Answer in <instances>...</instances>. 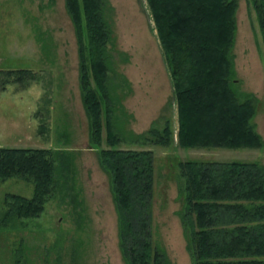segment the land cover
Wrapping results in <instances>:
<instances>
[{"label": "rangeland", "instance_id": "374dc122", "mask_svg": "<svg viewBox=\"0 0 264 264\" xmlns=\"http://www.w3.org/2000/svg\"><path fill=\"white\" fill-rule=\"evenodd\" d=\"M104 1L111 34L106 98L114 106L116 132L125 136L118 145L154 148L153 235L172 264H192L180 215L178 161L264 163V45L258 15L249 0H237L233 52L238 91L256 97L253 120L262 146L184 148L173 81L147 0ZM76 34L66 0H0L2 76L30 68L38 77L31 83H0V145L53 148L58 179L40 214L8 219L3 218L7 194L32 196L34 184L17 177L0 182V264H127L111 177L91 142ZM169 119L171 144L132 141L133 132L162 127Z\"/></svg>", "mask_w": 264, "mask_h": 264}, {"label": "trees", "instance_id": "16d2710c", "mask_svg": "<svg viewBox=\"0 0 264 264\" xmlns=\"http://www.w3.org/2000/svg\"><path fill=\"white\" fill-rule=\"evenodd\" d=\"M249 1L258 15L264 45V0ZM147 2L177 98L179 145L261 147L263 138L253 120L256 97L237 89L233 52L237 0ZM66 3L76 26L91 142L111 177L124 257L127 264H172L165 245L153 235L154 148L119 146L125 136L116 132L114 106L107 102L111 34L104 16L105 1ZM2 74L4 70H0L3 86L38 78L30 68ZM173 138L170 119L162 127L132 134V141L152 145L171 144ZM178 166L180 215L192 264H264V163L182 158ZM10 177L32 182L34 193H8L3 218L40 214L58 182L53 148L0 145V182Z\"/></svg>", "mask_w": 264, "mask_h": 264}]
</instances>
